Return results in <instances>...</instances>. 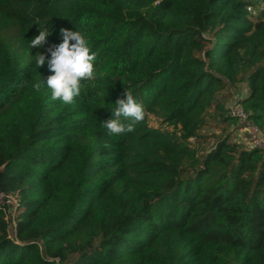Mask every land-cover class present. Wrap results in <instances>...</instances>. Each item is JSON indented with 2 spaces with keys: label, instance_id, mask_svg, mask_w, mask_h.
I'll return each instance as SVG.
<instances>
[{
  "label": "trees",
  "instance_id": "obj_1",
  "mask_svg": "<svg viewBox=\"0 0 264 264\" xmlns=\"http://www.w3.org/2000/svg\"><path fill=\"white\" fill-rule=\"evenodd\" d=\"M257 2L0 0V264H264V149L200 147L209 109L244 81L239 104L264 131ZM62 28L96 54L73 104L51 99L52 73L35 64ZM125 88L145 118L109 136Z\"/></svg>",
  "mask_w": 264,
  "mask_h": 264
},
{
  "label": "clouds",
  "instance_id": "obj_2",
  "mask_svg": "<svg viewBox=\"0 0 264 264\" xmlns=\"http://www.w3.org/2000/svg\"><path fill=\"white\" fill-rule=\"evenodd\" d=\"M60 32L62 42L47 49L50 58L46 59L45 54L38 52L35 64L39 68L47 63L52 73L46 79L51 99L73 104L82 92H86V82L94 79L93 62L96 60V54L81 31L62 28ZM49 35L47 29L39 30V34L30 40V48H42ZM34 88L39 91L41 83H35ZM115 105L112 110L113 118L102 122L107 135L119 136L135 131V124L144 120L145 111L142 104L134 98L132 91L125 88L124 98L117 99ZM125 120L129 122L124 123Z\"/></svg>",
  "mask_w": 264,
  "mask_h": 264
},
{
  "label": "rangeland",
  "instance_id": "obj_3",
  "mask_svg": "<svg viewBox=\"0 0 264 264\" xmlns=\"http://www.w3.org/2000/svg\"><path fill=\"white\" fill-rule=\"evenodd\" d=\"M247 88V82L244 81L236 88H227L219 94L218 100H220L222 103L220 106L209 109L205 118V124L200 130V147L209 150L217 143L220 138L223 137H229L230 140L234 141L235 143L241 144L242 146L248 145L249 128H247L246 123L239 119L234 124L222 122L223 116L230 113V111L235 107V105H233V102L236 100V97H238V95H244ZM148 124L150 127L155 129L173 131V127L164 124L162 122V118L156 114L148 115ZM5 202V198L0 195V203ZM13 209V207L10 208L11 214L14 213ZM10 235H14V229L12 226L10 227Z\"/></svg>",
  "mask_w": 264,
  "mask_h": 264
},
{
  "label": "built area",
  "instance_id": "obj_4",
  "mask_svg": "<svg viewBox=\"0 0 264 264\" xmlns=\"http://www.w3.org/2000/svg\"><path fill=\"white\" fill-rule=\"evenodd\" d=\"M263 7H264V0H258L257 6L256 7L250 6L248 8V11L251 14L256 15L257 11L262 9ZM240 98L241 95H238V97H236V100L233 102V105H235V107L233 108V110L230 111V114L236 117L237 119L243 121L244 123H246L247 128H249V142L247 146L252 148L258 147L264 149V131L258 129L248 121L246 112L242 109V107L239 104ZM7 202L10 201L7 200Z\"/></svg>",
  "mask_w": 264,
  "mask_h": 264
},
{
  "label": "water",
  "instance_id": "obj_5",
  "mask_svg": "<svg viewBox=\"0 0 264 264\" xmlns=\"http://www.w3.org/2000/svg\"><path fill=\"white\" fill-rule=\"evenodd\" d=\"M0 195H1V192H0Z\"/></svg>",
  "mask_w": 264,
  "mask_h": 264
}]
</instances>
